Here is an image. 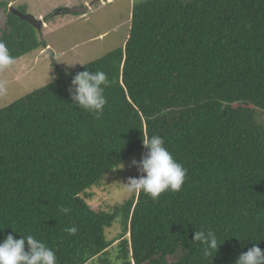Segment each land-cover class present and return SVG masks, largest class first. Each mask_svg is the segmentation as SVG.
Returning a JSON list of instances; mask_svg holds the SVG:
<instances>
[{"label": "trees", "instance_id": "16d2710c", "mask_svg": "<svg viewBox=\"0 0 264 264\" xmlns=\"http://www.w3.org/2000/svg\"><path fill=\"white\" fill-rule=\"evenodd\" d=\"M0 40L15 61L47 46L11 12ZM86 68L110 81L99 117L71 100ZM59 70L0 110V241L32 235L57 264H235L254 243L264 251V0H137L124 47ZM143 133L188 169L181 190L96 212L83 194L147 155ZM202 230L216 233V253L193 240Z\"/></svg>", "mask_w": 264, "mask_h": 264}, {"label": "rangeland", "instance_id": "374dc122", "mask_svg": "<svg viewBox=\"0 0 264 264\" xmlns=\"http://www.w3.org/2000/svg\"><path fill=\"white\" fill-rule=\"evenodd\" d=\"M95 1L0 0V3L9 5L0 12V36L14 8L43 20L42 30L38 32L40 40L47 44L45 49L29 53L0 71V110L57 81L62 75L59 68L71 73L125 46L137 0H101L91 6ZM48 51L53 53L54 60ZM258 119L264 125L263 111L259 112ZM133 160L139 162L142 156H130L123 163V168L110 172L100 185L83 194L93 210L114 212L118 205L137 195L138 192H129L125 186L130 177L141 174L137 167L131 166ZM121 232V223L115 222L112 228L106 230V238L113 240ZM111 260H114L113 255ZM89 264H95V261Z\"/></svg>", "mask_w": 264, "mask_h": 264}, {"label": "clouds", "instance_id": "9594fccd", "mask_svg": "<svg viewBox=\"0 0 264 264\" xmlns=\"http://www.w3.org/2000/svg\"><path fill=\"white\" fill-rule=\"evenodd\" d=\"M15 59L10 54L6 42L0 40V71L14 64ZM109 85L110 81L104 71L92 72L86 68L71 80V87L74 90L71 94L73 105L95 112L99 117L107 104L105 89ZM142 140L143 146L148 150L147 155L139 162L136 160L131 162V166L137 167L141 175L128 179L125 184L127 190L132 193L143 192L153 200L159 199L166 191H180L185 183L188 169L174 158L165 146L163 137L155 134L146 136L143 133ZM118 164L119 168L124 167L123 163L118 162ZM61 211L67 214L70 209L65 207ZM67 231L74 235L78 228L72 226ZM193 240L201 243L205 256H209L212 251L216 253L221 244L216 233L211 230L195 231ZM113 259L115 260V253ZM0 264H57V256L53 249L32 235H22V238L17 239L12 234H7L0 241ZM235 264H264V251L254 243L248 251L238 256Z\"/></svg>", "mask_w": 264, "mask_h": 264}, {"label": "water", "instance_id": "95a60500", "mask_svg": "<svg viewBox=\"0 0 264 264\" xmlns=\"http://www.w3.org/2000/svg\"><path fill=\"white\" fill-rule=\"evenodd\" d=\"M101 0H96L95 2H93L91 4L94 5V3H99ZM106 0H102V2H105ZM13 15L19 17L21 20L31 24L34 28H36L39 32H41L42 30V24H43V20L41 19H37L36 17L32 16V15H26V14H23L21 13L20 11L12 8L11 11H10ZM49 52V51H48ZM51 54V58L52 60H54V55L52 52H49Z\"/></svg>", "mask_w": 264, "mask_h": 264}]
</instances>
